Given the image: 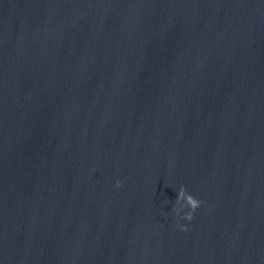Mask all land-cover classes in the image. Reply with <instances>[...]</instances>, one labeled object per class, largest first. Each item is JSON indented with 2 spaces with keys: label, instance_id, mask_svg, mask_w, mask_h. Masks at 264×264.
<instances>
[{
  "label": "water",
  "instance_id": "water-1",
  "mask_svg": "<svg viewBox=\"0 0 264 264\" xmlns=\"http://www.w3.org/2000/svg\"><path fill=\"white\" fill-rule=\"evenodd\" d=\"M0 264H264V0H0Z\"/></svg>",
  "mask_w": 264,
  "mask_h": 264
},
{
  "label": "clouds",
  "instance_id": "clouds-1",
  "mask_svg": "<svg viewBox=\"0 0 264 264\" xmlns=\"http://www.w3.org/2000/svg\"><path fill=\"white\" fill-rule=\"evenodd\" d=\"M116 186L122 187L123 181L117 180ZM202 203L203 202L200 199H198L195 195H193L187 190L186 186H181L176 199L175 212L177 217L179 219H187L189 221L192 220L196 210L201 206ZM185 209L190 210L185 211ZM178 226L183 231L188 230V226L185 224H179Z\"/></svg>",
  "mask_w": 264,
  "mask_h": 264
}]
</instances>
